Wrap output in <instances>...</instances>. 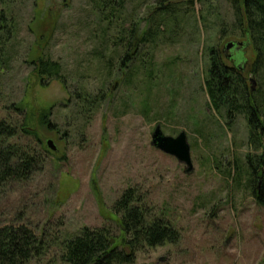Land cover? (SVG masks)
Masks as SVG:
<instances>
[{
	"label": "rangeland",
	"instance_id": "374dc122",
	"mask_svg": "<svg viewBox=\"0 0 264 264\" xmlns=\"http://www.w3.org/2000/svg\"><path fill=\"white\" fill-rule=\"evenodd\" d=\"M94 1L0 4L15 23L9 35L0 31V121L17 130L29 127L34 138L20 131L9 141L35 149L43 161L26 179L0 189V227L25 225L41 241V254L26 264H65L60 244L83 227L105 225L118 234L113 203L134 187L154 215L177 229L179 239L145 248L133 264H264V207L247 187L248 155L264 149L251 150L245 116L216 111L204 86L211 52L233 66L223 49L243 43L246 90H264V69L251 74L256 53L241 35L233 8L224 0H162L182 10L188 4V14L178 27L168 26L177 32L169 42L149 48L153 77L139 75L133 89L121 84L122 74L101 82L102 61L114 53L101 36ZM122 1L123 18L139 32L161 2ZM42 54L62 65L66 85H42L30 65ZM81 87L108 93L86 122L70 110L69 93ZM45 112L53 131L39 122ZM156 125L167 136L185 132L190 173L150 145ZM49 139L54 151L46 146Z\"/></svg>",
	"mask_w": 264,
	"mask_h": 264
},
{
	"label": "trees",
	"instance_id": "16d2710c",
	"mask_svg": "<svg viewBox=\"0 0 264 264\" xmlns=\"http://www.w3.org/2000/svg\"><path fill=\"white\" fill-rule=\"evenodd\" d=\"M224 1L231 5L239 18L241 35L254 47L256 58L251 74L257 75L264 69V0ZM163 2L161 0L159 7L149 15L146 28L140 32L136 24L123 18L125 6L122 0L93 2L92 11L100 27L101 36L108 39L114 53L102 61L105 71L101 81L103 84L113 76L122 74L121 84L135 89L139 75L142 79L153 77L154 61L153 55L148 53L149 48L160 42H169L171 36H175L177 32L170 30L168 26L178 27L188 14V8H185L188 4L182 10L171 2ZM0 4L9 5L11 0H0ZM14 24L11 11L2 9L0 31L6 29L9 35ZM6 38L9 40V36ZM2 63L4 61H0V65ZM244 63L239 61L233 67L227 66L219 55L211 52L204 86L210 104L216 111L223 109L226 113L234 112L245 116L249 147L258 151L264 149V90L247 92L246 82L242 77L245 71ZM30 65L42 85H46V80H59L66 85L62 65L49 56L42 54L31 60ZM69 94L71 112L76 118L86 122L105 102L108 93L101 89L91 92L81 87ZM49 115V112L43 113L39 122L48 131H53L55 124L49 120ZM20 131L25 133L24 136L34 138L33 132L24 124L17 130L16 126L0 121V189L9 181L26 179L43 164L35 149L9 141L18 137ZM247 162L250 177L247 187L255 203L264 207V151L248 155ZM112 211L118 217V234L105 225L95 228L83 227L78 233L61 242L60 259L63 263L133 264L137 254L145 248L175 243L179 239L177 229L169 221L154 215L140 191L134 187L122 191L113 203ZM41 248V241H38L35 233L27 226L0 227V264H26L41 254Z\"/></svg>",
	"mask_w": 264,
	"mask_h": 264
},
{
	"label": "water",
	"instance_id": "95a60500",
	"mask_svg": "<svg viewBox=\"0 0 264 264\" xmlns=\"http://www.w3.org/2000/svg\"><path fill=\"white\" fill-rule=\"evenodd\" d=\"M232 46L233 43H228L224 47V51L228 52L232 48ZM150 145L155 147L162 153L174 157L179 163L183 164L186 167L185 171L187 173H190L192 171L190 149L187 143L185 132L182 131L175 137L167 136L162 132L160 125H156L151 134ZM46 146L52 151L56 149L52 140L50 139L46 141Z\"/></svg>",
	"mask_w": 264,
	"mask_h": 264
},
{
	"label": "flooded vegetation",
	"instance_id": "af4514ba",
	"mask_svg": "<svg viewBox=\"0 0 264 264\" xmlns=\"http://www.w3.org/2000/svg\"><path fill=\"white\" fill-rule=\"evenodd\" d=\"M243 47H244L243 43H239V44L233 43L232 48L228 52L223 51V54L228 59V61L233 63V66H234V64L238 63L239 61H243V57L241 58V55H242L241 54V48H243ZM244 68H245V63H244Z\"/></svg>",
	"mask_w": 264,
	"mask_h": 264
}]
</instances>
